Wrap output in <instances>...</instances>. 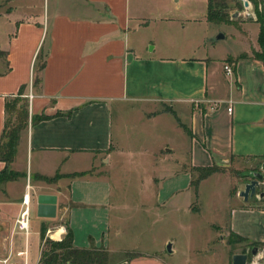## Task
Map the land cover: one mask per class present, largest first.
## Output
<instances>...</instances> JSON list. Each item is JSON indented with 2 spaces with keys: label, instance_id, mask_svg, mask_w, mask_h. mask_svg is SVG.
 Masks as SVG:
<instances>
[{
  "label": "crops",
  "instance_id": "0c3cea01",
  "mask_svg": "<svg viewBox=\"0 0 264 264\" xmlns=\"http://www.w3.org/2000/svg\"><path fill=\"white\" fill-rule=\"evenodd\" d=\"M207 5L208 0H0V138L6 100L24 87L28 102V125L10 164L18 177L0 190V240L6 241L0 259L13 255L5 252L13 235L24 236L14 223L26 194L27 245L31 230L40 244L43 225L51 239L60 240L69 228L74 246L108 250L112 203L106 172L115 156L113 105L130 101V106L163 109L145 112L148 121L177 108V121L190 131L187 164L208 167L219 156L233 157L249 163L254 169L249 173H260L264 66L251 54L260 51V23L253 30L245 23L239 27L241 51L215 58ZM188 30L195 37L184 56L173 36ZM36 62L43 64L39 90L33 88ZM225 65L232 69L229 76ZM172 153L160 146L150 154L160 166ZM4 168L0 162V172ZM249 173L246 181L235 183L224 177L230 183V210L228 218L213 224L246 242H264L262 187L247 200L239 196L252 180ZM214 175L195 189L190 175L177 171L161 179L162 188L170 180H183L198 202L200 184ZM14 184L19 187L15 196ZM39 195L54 196L56 202L39 207ZM31 205L36 216L32 225Z\"/></svg>",
  "mask_w": 264,
  "mask_h": 264
},
{
  "label": "rangeland",
  "instance_id": "374dc122",
  "mask_svg": "<svg viewBox=\"0 0 264 264\" xmlns=\"http://www.w3.org/2000/svg\"><path fill=\"white\" fill-rule=\"evenodd\" d=\"M247 2L248 6L242 0H214V9L227 14L229 22L212 23L210 26L215 31L211 39L218 34L224 35L223 39L211 42L215 46V58L228 52L241 51L244 45L238 36L239 27L245 23L251 29L254 23H259L252 0ZM2 6L6 8L7 4ZM234 14L236 17H233ZM242 27L245 28V25ZM173 37L176 43L182 45V55H189V45L195 37L194 33L188 30L182 36ZM37 66L38 62L33 67L34 75ZM161 109L146 108L140 104L130 106V101L112 106L115 156L112 168L106 172L111 184L112 203L106 250L113 264H233L232 255L243 250L248 251L247 264H262L259 259L264 245L257 246L258 252L253 256L246 241L230 243L229 240L235 236L213 224L228 218L230 210V183L224 177H229L233 182L246 181L248 173L254 169L246 161L222 156L208 167L187 164L190 131L177 121L178 109L174 108L172 113L156 121H148L143 115L145 112ZM12 120H16L15 115ZM181 120L184 124V119ZM160 146H168L173 153L169 155L171 158L166 164L159 166L153 162L150 153ZM258 164L262 169L258 167L256 170L264 177V162L260 161ZM209 167H215L219 171L200 184L198 202L194 201L193 189L188 184L184 185L183 180H168L167 188H162L161 179L177 171L188 173L191 186L194 187ZM3 187V184L0 185V190ZM260 187L264 192V187ZM16 189L19 187L14 184L11 187L13 196L19 192ZM35 217L31 205V225L32 222L34 224ZM46 236L52 238L48 233ZM168 243L171 244V252L167 250ZM5 244V240H0L1 258L5 255ZM25 244L23 235L17 233L11 237L5 251L9 253L11 250L13 253L9 262L23 261V257L16 253L23 250ZM42 245V241L39 244L38 235L31 230L28 243L29 264H36Z\"/></svg>",
  "mask_w": 264,
  "mask_h": 264
},
{
  "label": "trees",
  "instance_id": "16d2710c",
  "mask_svg": "<svg viewBox=\"0 0 264 264\" xmlns=\"http://www.w3.org/2000/svg\"><path fill=\"white\" fill-rule=\"evenodd\" d=\"M214 0H208L207 5V21L210 23L229 24L228 15L216 11L213 6ZM257 21L260 23V32L258 36V44L260 51H251L252 58L262 62L264 66V0H252ZM241 58H245L241 57ZM240 58V59H241ZM43 67L38 66L36 74L33 79V88L40 87L41 79L39 72ZM6 119L4 129L0 138V162L5 164V168L0 172V185L7 182L15 181L18 177L10 169V164L14 160L16 147L19 136L22 130L28 125V102L24 98V87L19 89L15 97L6 100L5 103ZM16 116V120H12V116ZM39 117L38 120H41ZM206 173L194 184L195 189L200 180L217 173L219 170L215 167L205 169ZM46 182H52L49 179H43ZM40 239L43 242V247L40 253L37 264H113L109 252L103 247L97 248L94 245L89 247H76L73 245V233L71 229H67L66 234L60 240H54L46 236V227L41 226ZM246 241L244 238H231L230 243H237ZM250 247L264 245V242H247ZM242 252H245L244 250Z\"/></svg>",
  "mask_w": 264,
  "mask_h": 264
},
{
  "label": "water",
  "instance_id": "95a60500",
  "mask_svg": "<svg viewBox=\"0 0 264 264\" xmlns=\"http://www.w3.org/2000/svg\"><path fill=\"white\" fill-rule=\"evenodd\" d=\"M244 5L247 6L246 3ZM223 38H224V35L218 34L216 38L212 39V41L214 42L216 40L223 39ZM250 177L252 178V180L247 182L244 185V189L239 193V196L243 197L244 200H247L248 197L253 196L256 192V189L260 187V183L263 181V175L261 173L252 172L250 173ZM263 196H264V192H261L260 197H263ZM37 201H38L39 207H42V205L44 204L54 205L56 202V198L54 196L39 195L37 197ZM167 250L171 252L170 243L167 244ZM257 252H258L257 246H253L250 248L251 255L254 256L257 254ZM247 261H248V251L235 253L232 255L233 264H247Z\"/></svg>",
  "mask_w": 264,
  "mask_h": 264
},
{
  "label": "built area",
  "instance_id": "2783aa9c",
  "mask_svg": "<svg viewBox=\"0 0 264 264\" xmlns=\"http://www.w3.org/2000/svg\"><path fill=\"white\" fill-rule=\"evenodd\" d=\"M243 4H247V0H242ZM224 71L226 74L229 76L232 73V69L229 65L224 66ZM29 101L32 99V95L28 96ZM228 112H231V109H228ZM261 186L264 187V180L260 183ZM29 220H30V215H29V197L28 194L24 195L23 197V206L21 210L19 211L15 223H14V230L18 232H22L27 239V236L29 234ZM25 248L23 250H20L16 253L17 256L23 257V261H18V262H9V258L5 259H0V264H29V256H28V245H27V240L25 241ZM259 261H262L261 263L264 264V249L263 253L260 256ZM257 264H260L259 262Z\"/></svg>",
  "mask_w": 264,
  "mask_h": 264
}]
</instances>
